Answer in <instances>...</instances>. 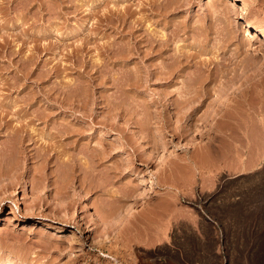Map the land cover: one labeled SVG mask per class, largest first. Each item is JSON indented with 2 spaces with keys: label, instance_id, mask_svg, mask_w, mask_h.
Masks as SVG:
<instances>
[{
  "label": "rangeland",
  "instance_id": "374dc122",
  "mask_svg": "<svg viewBox=\"0 0 264 264\" xmlns=\"http://www.w3.org/2000/svg\"><path fill=\"white\" fill-rule=\"evenodd\" d=\"M146 1L0 0V112L29 106L24 101L33 92L31 108L44 110L57 104L48 94L59 91L64 107L84 104L93 113L79 119L88 129L96 122L90 129L94 141L101 135L105 147H113L102 162L118 166L130 160L105 185V173H84L74 161L67 165L59 152L63 147H51L58 142L48 136V116L32 124L34 139L25 143L31 144L30 158L13 135L24 118L9 113L10 124L0 119V264H264V36L246 26L253 21L264 29V0H246L257 13L251 19L241 14V0H168V12L145 9L149 19L144 14L141 25L133 23L141 42L130 44L143 53L126 57V43L111 23L101 26L100 18L125 2L136 10L133 19L140 18L139 9L150 8ZM171 22L186 27L169 47L170 55L147 56V38L172 34ZM113 40L116 48L121 45L117 60L102 49ZM176 52L191 53L189 63L181 56L183 73L156 78L157 66ZM189 87L197 89L190 92L197 99L184 107ZM9 97L19 98L13 101L18 105L6 104ZM70 108H62L56 121L72 114ZM122 136L127 140L118 148ZM80 148L69 151L81 153ZM151 177L153 188L143 184ZM111 188L126 199L134 218L124 221L123 208L114 212L122 201L109 197ZM121 220L127 227L121 235L107 231L110 222Z\"/></svg>",
  "mask_w": 264,
  "mask_h": 264
},
{
  "label": "bare ground",
  "instance_id": "6f19581e",
  "mask_svg": "<svg viewBox=\"0 0 264 264\" xmlns=\"http://www.w3.org/2000/svg\"><path fill=\"white\" fill-rule=\"evenodd\" d=\"M96 1V0H95ZM119 1V0H118ZM126 1H130V0H126ZM150 1V2H149ZM165 1H168V0H148V1H146V2H149L148 4L150 5V8H146L144 5H143V7H141L140 9H139V12H143L145 9H148L149 11L151 10H157L158 11V9H161V10H163V12H165V11H167V8L169 7V5L171 4V3H168V6H167V3L165 2ZM175 1V0H174ZM240 1V0H239ZM242 2H241V6H240V10H241V14L244 16V17H247V18H249V19H251V18H255V17H257V13H254L255 12V10L254 11H252L251 10V8L248 6V3H247V1L246 0H241ZM123 3H124V1H122ZM132 2V1H131ZM172 2V1H171ZM129 3V4H128ZM128 3H126L125 2V4L123 5L122 4V7L120 8V6H118V7H116L115 9H111V10H109V12L108 13H104L103 14V16L100 18V25L101 26H103V25H105V26H108L109 25V23H111V25H113V27H114V34L116 33L117 35H118V39L119 38H121L120 40H123V42H125L126 43V51H127V53H125L124 55L126 56V57H129L130 55H131V53L132 52H135V53H137V52H140V53H143V51L139 48V47H137L138 48V50H137V48H136V50H135V48L133 47V46H135V45H133V43L134 44H138V42L140 41L141 42V40L140 39H138V37H139V35H138V30H140L139 28H137L136 29V24L134 25L133 23H138V25L140 24L141 25V23L143 22V18H144V14H145V12H143V16H141V13H140V18L139 17H137V18H134L133 19V17H135L134 15H135V11L136 10H134V9H132L131 8V6H132V4L130 3V2H128ZM181 3V2H180ZM97 4V3H96ZM176 4V3H175ZM174 4V5H175ZM166 6H167V8H166ZM171 6H173V5H171ZM170 6V7H171ZM176 6V5H175ZM179 7V6H178ZM137 8V7H136ZM139 8V7H138ZM164 9H166L165 11H164ZM174 10H175V8H173ZM169 10H171L170 8H169ZM226 10V9H225ZM218 11V10H217ZM137 12H138V10H137ZM156 12V11H155ZM162 12V11H161ZM168 12V11H167ZM100 13V12H99ZM159 13V12H158ZM158 13L156 14V13H154V14H156V15H158ZM218 13H220V12H218ZM223 13V12H222ZM153 14V13H152ZM147 15V17H148V14H147V12H146V14H145V16ZM160 15V18H161V16H165V14L163 13V15H161V14H159ZM154 17V16H153ZM130 18H132L131 20H129ZM156 18V17H155ZM148 19H149V17H148ZM148 19H145V20H148ZM163 19H165L164 17H163ZM163 19L161 20V21H163ZM134 21V22H133ZM159 21V20H158ZM161 21H160V23H161ZM177 21V20H176ZM106 22V23H105ZM172 22H174V21H172ZM171 22V23H172ZM183 22V21H182ZM145 23V22H144ZM148 23V22H147ZM157 23H159V22H157ZM159 23V24H160ZM176 23V22H175ZM181 23V22H180ZM155 24V23H154ZM163 24V23H162ZM172 24H174V23H172ZM185 24H186V22H185ZM185 24H184V27L183 28H185L186 26H185ZM164 25H166V24H164ZM175 25V24H174ZM180 25H182V24H179V26H177V25H175L176 27H174L173 28V32H172V34H170L169 35V33H170V31H168L169 33L167 34V36L165 37L164 35V38L162 37V38H155L156 37V35H150L148 38H147V47H146V49L148 48V53L147 52H145L146 54H147V56H149L150 55V57H152V58H158V57H162L163 58V56L164 55H166V53H168V51H170L169 49V47L171 46V44L173 43V41H175V39H177L179 36H178V33H179V31L181 30L182 31V27L180 26ZM259 24L258 23H256V22H250L249 21V23L246 25V26H248L249 27V29H257V32L259 31V33L261 32V35L262 36H264V29L263 28H261V30L257 27ZM159 26V25H158ZM168 26V25H167ZM188 26V25H187ZM100 27V26H99ZM111 27V26H110ZM161 27V26H160ZM190 27V26H189ZM136 29V30H135ZM172 29V28H171ZM196 29V28H195ZM154 30V29H153ZM84 31H85V29H84ZM148 31V30H147ZM153 32V31H152ZM159 32V31H158ZM157 32V33H158ZM162 32V31H161ZM204 32V31H203ZM73 33V32H72ZM137 33V34H136ZM166 33H167V31H166ZM188 33V32H187ZM165 34V33H164ZM166 35V34H165ZM196 35V34H195ZM161 36V35H160ZM116 38V37H115ZM145 38V37H144ZM179 39H181V38H178L177 40H179ZM144 40H146V39H144ZM176 40V41H177ZM114 42H112V43H108V44H104L103 46H102V49H104V52L106 53V56L108 57L109 55H111V58H113V57H116V60H117V58L119 59L120 58V54L118 53V51H119V49L118 48H120V46L121 45H118L119 47H117L116 48V45L118 44L117 42H115V40H113ZM133 41V42H132ZM183 41V40H182ZM208 41V40H207ZM139 42V43H140ZM178 42V41H177ZM180 42V41H179ZM203 42V41H202ZM205 42V41H204ZM114 43H116V44H114ZM142 43H144L143 41H142ZM184 43V42H183ZM113 44V45H112ZM130 44H132L133 46H131L130 47ZM196 44V43H195ZM200 44V43H199ZM198 44V45H199ZM204 44V43H203ZM174 45V44H173ZM172 45V46H173ZM179 45H180V43H179ZM193 45V44H192ZM197 45V46H198ZM209 45V44H208ZM177 46H178V43H177ZM48 47V46H47ZM111 47H113V48H115L114 50L111 48ZM124 47V46H123ZM194 47V46H193ZM196 47V46H195ZM201 47V46H200ZM203 47V46H202ZM201 47V48H202ZM134 48V49H133ZM78 49V48H77ZM118 51H117V50ZM176 50H177V48H175ZM184 49V48H183ZM203 49V48H202ZM22 50V49H21ZM111 50H112V52H111ZM120 50H121V48H120ZM125 50V49H124ZM133 50H135V51H133ZM180 50H182V49H180ZM187 50H189L188 48H187ZM76 51V50H75ZM113 51H114V53H113ZM145 51V50H144ZM179 51V50H178ZM192 51V50H191ZM123 52V51H122ZM179 52H181V51H179ZM12 53H14V52H12ZM170 53H172L173 54V52L171 51ZM194 53H195V51H194ZM134 54V53H133ZM169 54V53H168ZM167 54V55H168ZM189 54V53H188ZM186 54V53H182V54H180V53H178V52H176V54H174V55H172V56H166L167 57V60L169 59V61L171 60V62H170V64L172 65V69H174L173 71H172V69H170L171 67V65L170 64H168V63H166L165 62V60L162 62V64H159V66H157L158 68L153 72V75L155 76L156 74V78H158V79H162V78H170V79H172L173 77V75H177L178 76V74L179 73H183V70H184V63L186 62V61H188V59L186 60V58H188L189 57V55L191 54ZM121 55H123V54H121ZM170 55V54H169ZM32 56H34V55H32ZM125 56H124V58H125ZM181 56H184L185 57V62L183 63V61L184 60H182V58H181ZM191 56V55H190ZM236 56V55H235ZM123 57V56H122ZM165 57V58H166ZM192 57H194V56H192ZM28 60V59H27ZM115 60V61H116ZM122 60V59H121ZM160 60V59H159ZM166 60V61H167ZM34 61V60H33ZM151 61H152V59H151ZM162 61V60H161ZM117 63H118V61H116ZM121 62V61H120ZM161 63V62H160ZM188 63H189V61H188ZM187 63V64H188ZM208 63V62H207ZM220 63V62H219ZM238 63V62H237ZM174 64V65H173ZM183 64V65H182ZM186 64V63H185ZM205 64V63H204ZM154 65H155V63H154ZM158 65V64H157ZM169 66L168 68V70H170L169 72H168V70L166 69L165 70V72H164V70H160V69H163V67L165 68V66ZM156 66V65H155ZM167 66H166V68H167ZM173 66H174V68H173ZM189 66V65H188ZM205 66H207L206 64H205ZM29 67V66H28ZM127 67V66H126ZM176 67V68H175ZM187 67V66H186ZM199 68V67H198ZM201 68V67H200ZM205 67L203 66V69H204ZM26 69V68H25ZM65 69V68H64ZM202 69V68H201ZM203 69H202V71H203ZM238 69V68H237ZM131 70V69H130ZM186 70V69H185ZM227 70V69H226ZM134 71V70H133ZM51 72V71H50ZM64 72V71H63ZM130 72H132V71H130ZM135 72V71H134ZM185 72V71H184ZM230 72V71H229ZM233 72V71H232ZM238 72H240L239 70H238ZM59 73V72H58ZM123 73V72H122ZM228 73V72H227ZM231 73V72H230ZM236 73V72H235ZM26 74V73H25ZM25 74H23V75H25ZM28 74V73H27ZM130 74V73H129ZM201 74V73H200ZM190 75V74H189ZM204 75V74H203ZM26 76V75H25ZM24 76V77H25ZM180 76V75H179ZM178 76V77H179ZM195 76V75H194ZM214 76V75H213ZM231 76V75H230ZM238 76V75H237ZM27 77V76H26ZM177 77V78H178ZM192 76H190V78H191ZM205 77V76H204ZM19 78V77H18ZM28 78V77H27ZM193 78V77H192ZM235 78V77H234ZM127 79V78H126ZM26 80V79H25ZM117 80V79H116ZM135 80V79H134ZM139 80V79H138ZM81 81V80H80ZM190 81V80H189ZM115 82V81H114ZM137 82V81H136ZM196 82V81H195ZM15 83V82H14ZM17 83V82H16ZM184 83H185V81H184ZM193 82H191V84H192ZM203 83V82H202ZM12 84V83H11ZM10 84V85H11ZM20 85L22 84V83H19ZM18 84V85H19ZM120 84V83H119ZM191 84H190V86H191ZM194 84V83H193ZM76 85V84H75ZM82 85V84H81ZM85 85V84H84ZM116 85H117V83H116ZM122 85V84H121ZM175 85V84H174ZM194 85H196V84H194ZM177 86V85H176ZM54 87V86H53ZM175 87V86H174ZM180 87V86H179ZM178 87V88H179ZM193 87V86H192ZM206 87V86H205ZM9 89V88H8ZM23 89V88H22ZM59 89V88H58ZM189 90L191 89L190 87L188 88ZM205 90H206V93L208 92V90L209 89H207V88H204ZM14 90V89H13ZM60 90V89H59ZM63 90V89H62ZM71 90V89H70ZM177 90H179V89H177ZM181 90V89H180ZM180 90H179V92H180ZM185 90V89H184ZM184 90H182V91H184ZM188 90V92L187 93H190L191 91H193L194 90V88H192L190 91ZM197 89H195L194 91H196ZM51 91V90H50ZM61 91V90H60ZM65 91V90H64ZM182 91H181V93H182ZM186 91V90H185ZM184 91V92H185ZM39 92H41V91H39ZM67 92V91H66ZM78 92V91H77ZM121 92V91H120ZM178 92V93H179ZM63 93V92H62ZM181 93H179V94H181ZM198 93V92H197ZM196 93V94H197ZM31 94H35L34 92L33 93H31ZM31 94H30V96H28L27 94V96H28V98H25L26 99V101H27V103H26V101H24L25 102V105L26 104H30L29 106H21V105H18V103L17 102H14V103H17V104H15V105H18L19 107L17 108V106H16V108L17 109H15V107H14V109L13 110H10V109H12V107H13V105H12V107L10 106V109L9 108H7V110H3V112L1 113L0 112V119L1 120H4L5 121V123L3 122V124H10V122H11V120L8 118V115H9V113H12V115H16L17 117H19V118H21V117H23L22 119H23V121H21V124H18V125H16V127H14L13 129V131H14V133H13V135L14 136H17V138L19 139V143L21 144V148H22V152H23V154L25 155H22V156H24V157H31L32 155H30L29 153L31 152V148H30V145L31 144H25L27 141H30V140H32V139H34L33 137H34V135H33V133L35 132V131H33V130H35L33 127H32V124L34 125V123L36 122V120H39V119H43V118H47V116L50 118V120H49V122L48 123H50L51 122V125H50V128H49V132H48V136H50L52 139H53V141L55 140V142H53V143H56V142H58V144L56 145H52L51 147H53V146H59V148L60 147H63V149H62V151H59V148L58 147H54V148H57L56 150L57 151H59L62 155L64 154L65 155V157H67L66 159H64V158H62V155L60 156L61 158V160L63 161V162H67V165H68V163H70L71 165H73L74 164V162H75V164H76V166L78 165L79 166V170L81 169V170H83L84 171V173H85V171L87 172V173H91V174H93V175H101L102 173H105L106 174V179L104 180V182H103V184H105V185H108V183L109 184H111V182H112V180L116 177L117 178V173L118 172H116V169L118 170V169H120V173L121 172H123L124 170H125V168L127 169V166H129L130 164V160H129V162H127V160H124L125 162H122V163H120L118 166H112V165H108V164H105L106 162H102L103 161V159L105 160V157L107 158V156H108V154H109V151L111 152V150L113 149V147L112 146H110V147H105V145L106 146H108L107 144H108V142H104L105 141V139L106 138H104V137H101V135L97 138L96 137V139H97V141L95 140L94 141V137H92V135H91V131H90V129H92V128H96V126H94V124L96 123V122H94V123H92V122H90V124H89V127H90V129H88V128H86V125L84 124V122L82 121V120H80L79 118L81 117V118H83L84 116H86L87 115V112H89V111H87V110H85V108L83 107V105H81L83 108H81V109H84V110H80L79 108L81 107H77L76 109H74L73 107H64V103H62V102H60V99H61V93L59 92V91H55L52 95L51 94H48V97L49 98H52L51 100H55L56 102H57V104L59 103L60 105H57L56 103H53V104H49V106L47 107V108H45L46 110L49 108V109H54V110H56V111H58V110H60L58 113H56L54 110H50V111H54V112H50V113H46L44 110H33L31 107H32V103H29V100L31 99H33L35 96L34 95H32L31 96ZM39 94V93H38ZM47 94V93H46ZM45 94V95H46ZM107 94H108V92H107ZM167 94V93H166ZM193 94V95H192ZM192 94L190 93L189 94V96L190 95H192L193 96V98H192V96H188L187 95V97L188 98H190V99H188V98H183L185 101H184V103H182L183 105H184V107L185 106H188V107H190V104L191 105H193L192 103L194 102H196L195 101V99H197L195 96H194V93L192 92ZM202 94V93H201ZM208 94V93H207ZM210 94V93H209ZM208 94V95H209ZM36 95V94H35ZM66 95V94H65ZM125 95V94H124ZM199 95V94H198ZM204 95V94H203ZM7 98H8V94L7 95H5ZM10 96V95H9ZM26 96V97H27ZM113 96V95H112ZM118 96V95H117ZM153 96V95H152ZM182 96H183V94H182ZM186 96V95H185ZM63 97H65V96H63ZM80 97V96H79ZM83 97V96H82ZM148 97H150V96H148ZM184 97V96H183ZM198 97V96H197ZM200 97V96H199ZM208 97V96H207ZM9 98H11L10 100H9V102L8 103H6V104H11L10 103V101L12 102V104H14L13 103V101H15V100H18L19 98H17V99H14V98H12V97H9ZM22 98H23V96H22ZM45 98V97H44ZM153 98V97H152ZM182 99V98H181ZM30 100V101H31ZM72 100V99H71ZM85 100V99H84ZM134 100V99H133ZM152 101L151 99H148V101ZM33 101V100H32ZM63 101H64V99H63ZM112 101V100H111ZM110 101V102H111ZM118 101V100H117ZM128 101V100H127ZM146 101V100H145ZM155 101V100H154ZM23 102V103H24ZM66 102V101H65ZM69 102V101H68ZM84 102V101H83ZM109 102V103H110ZM126 102V101H125ZM175 103H177L176 101H174ZM181 102H183L182 100H181ZM181 102H180V104H181ZM203 102V101H202ZM22 103V104H23ZM71 103V102H70ZM79 103V102H78ZM77 103V104H78ZM113 103H116V102H113ZM112 103V104H113ZM123 103V102H122ZM132 103V102H131ZM174 103V105L176 106V104ZM179 103V102H178ZM177 103V104H178ZM197 103H199L198 101H197ZM6 104L4 105V106H6ZM67 104V103H66ZM107 104H108V101H107ZM118 105L117 106H119V104L120 103H117ZM166 104V103H165ZM180 104H178V105H180ZM3 105V104H2ZM14 105V106H15ZM90 105V104H89ZM121 105V104H120ZM131 105V104H130ZM173 105V106H174ZM177 105V106H178ZM195 105V104H194ZM199 105V104H198ZM21 106V107H20ZM46 106V105H45ZM68 106V105H67ZM109 106V105H108ZM113 106V105H112ZM127 106V105H126ZM168 106V105H167ZM166 106V107H167ZM176 106V108H178ZM2 107V106H1ZM93 107V106H92ZM115 107V108H114ZM114 107H112V108H114V111H115V114L117 113V111L115 110L117 107L114 105ZM203 107V106H202ZM34 108V107H33ZM62 108L63 109H69L70 108V111L69 112H71L72 110V114H70V115H67L68 117H66V119L65 120H63V121H61V120H59V114H61L62 113ZM89 108V107H88ZM120 108H121V106H120ZM183 108V107H182ZM41 109V108H40ZM91 109V108H90ZM111 109V108H110ZM110 109H108V110H110ZM127 109V108H126ZM178 109H180V108H178ZM188 109L189 108H185V110H187L188 111ZM191 109H193V108H191ZM194 109H196V108H194ZM1 110V109H0ZM10 110V111H9ZM65 110H64V112H65ZM117 110H120V109H117ZM134 110V109H133ZM181 110V109H180ZM183 110V109H182ZM184 110V111H185ZM48 111V110H47ZM68 111V110H67ZM92 111H94L93 110V108H92ZM114 111H112V113H111V117L112 116H114V115H112L113 114V112ZM124 111V110H123ZM144 111V110H143ZM49 112V111H48ZM109 112V111H108ZM111 112V111H110ZM109 112V113H110ZM130 112V111H129ZM128 112V113H129ZM177 112H178V110H177ZM196 112V111H195ZM90 113V115L91 114H93L92 112H89ZM88 113V114H89ZM108 113V114H109ZM135 113V112H134ZM154 113V112H153ZM183 113V112H182ZM64 114V113H63ZM98 114V113H97ZM107 114V115H108ZM130 114V113H129ZM184 114V113H183ZM189 114V113H188ZM62 115V114H61ZM89 115V116H90ZM106 115V114H105ZM10 116V115H9ZM59 117L58 118V120L56 121V117ZM92 116V115H91ZM110 115H108L107 117H109ZM12 117V116H11ZM70 117V119H68ZM106 117V118H107ZM110 117V121H111V119L113 120V123L115 122V119H113V117L111 118ZM8 118V119H7ZM92 118V117H91ZM97 118V117H96ZM105 118V119H106ZM115 118V117H114ZM122 118V117H121ZM142 118V117H141ZM187 118V117H186ZM63 119V118H62ZM84 119V118H83ZM104 119V118H103ZM47 120V119H46ZM45 120V121H46ZM93 120H94V117H93ZM96 120V119H95ZM109 120V119H108ZM145 120V119H144ZM187 120V119H186ZM100 121V120H99ZM140 121V120H139ZM142 121V120H141ZM193 121H194V118H192L191 119V122L193 123ZM147 122V121H146ZM1 123H2V121H1ZM102 123H103V121H102ZM110 123V122H109ZM111 123H112V121H111ZM110 123V124H111ZM117 123V122H116ZM145 124V123H144ZM147 124V123H146ZM195 124V123H194ZM118 125H120V123H118ZM148 126V125H147ZM52 127V128H51ZM121 128V127H120ZM148 128V127H147ZM89 130V132H86V130ZM101 130V129H100ZM43 132H46V130L45 131H43ZM42 132V133H43ZM101 132H103V131H101ZM114 132V131H113ZM116 133H117V131H115ZM45 133H43V135L42 136H45L44 135ZM94 134H96V132L94 133ZM93 134V135H94ZM105 134V133H104ZM97 135V134H96ZM12 136V135H11ZM117 136V135H116ZM47 137V136H46ZM50 137H48V139L50 138ZM119 137V136H118ZM14 138V137H13ZM13 138H11V139H13ZM44 138V137H43ZM125 138V137H124ZM123 138V136H122V139H119V142L120 143H118V144H116L117 146H118V148H119V144H124L125 142H126V140ZM131 138V137H130ZM16 139V138H15ZM84 139H85V141H84ZM50 141H48V142H52L51 141V139H49ZM86 140H87V142H86ZM84 141V142H83ZM93 141L95 142V143H97L98 145H95V143H93ZM117 141H118V139H117ZM125 141V142H124ZM128 143H129V141H127ZM59 143H60V145H59ZM70 143H71V145H72V143H73V145H72V147L70 148V149H67L66 150V147L68 146V145H70ZM104 143H106V144H104ZM5 144V143H4ZM18 145V144H17ZM50 145H51V143H50ZM81 146V148L80 149H78V150H82L81 151V153L83 152V155H82V157H83V159L85 160H80V158L82 159V157H80L79 159H78V157L79 156H81V153L80 152H74V154H73V152H70L69 150H71L72 148V151L74 150V149H77L78 147H80ZM127 145V144H126ZM7 146V145H6ZM5 146V147H6ZM20 146V145H19ZM114 146V145H113ZM123 146V145H122ZM121 146V147H122ZM125 146V145H124ZM18 147V146H17ZM48 147H50V146H48ZM70 147V146H69ZM127 147V146H126ZM7 148H8V146H7ZM20 148V147H19ZM109 148L111 149V150H109ZM117 148V147H116ZM117 148V149H118ZM18 149V148H17ZM47 149V148H46ZM48 149H50V148H48ZM51 149H53V148H51ZM60 149V150H61ZM122 149V148H121ZM124 149V148H123ZM55 150V149H54ZM78 150H76V151H78ZM176 150V149H175ZM174 150V151H175ZM180 150V149H179ZM4 151H6V149L5 148H3V152ZM8 151V150H7ZM183 151H186V150H183ZM19 152H20V150H19ZM21 152V153H22ZM48 152V151H47ZM47 152H45V154L47 153ZM58 152V154H60ZM63 152V153H62ZM2 152H0V154H1ZM57 153V152H56ZM76 153H80V155L78 156V155H76ZM116 153H118V152H116ZM129 153V152H128ZM127 153V154H128ZM131 153V152H130ZM145 153V152H144ZM174 153V152H173ZM41 154V153H40ZM176 154V153H175ZM6 155V154H5ZM44 155V152H43V154L41 155V156H43ZM48 155V154H47ZM130 155H132V154H130ZM11 156V155H10ZM146 156V155H145ZM9 157V156H8ZM44 157V156H43ZM46 157V156H45ZM43 158V160L45 159L46 161H48L47 159H49V158ZM124 157L125 156H123V159H124ZM127 157H129V156H126V159H127ZM132 157V156H131ZM42 158V157H41ZM59 159V160H60ZM65 161H64V160ZM42 160V161H43ZM77 160H79V161H77ZM5 161V160H4ZM62 161L60 162V163H62ZM74 161V162H73ZM81 161V162H80ZM66 162L65 163H63V164H66ZM131 162H133V161H131ZM45 163V162H44ZM73 163V164H72ZM125 163H127V164H125ZM5 164V163H4ZM9 164V167H8V169H9V172H12L13 170H14V167H13V165L10 167V163H8ZM132 164V163H131ZM44 165V164H43ZM66 165V166H67ZM124 165H126L125 167H124ZM6 166V165H5ZM64 166V165H63ZM103 166V167H102ZM60 167V166H59ZM62 167V166H61ZM97 167L100 169V167H102V168H104L105 169V171H103L104 169H102L101 168V170H98L97 169ZM105 167H107V168H105ZM7 169V168H6ZM62 171V170H61ZM119 171V170H118ZM14 172V171H13ZM86 173V174H87ZM119 173V174H120ZM11 174V173H10ZM82 175V174H81ZM102 175H104V174H102ZM61 177V176H60ZM94 177V176H93ZM69 179V178H68ZM79 179V178H78ZM85 179H86V177L84 178V179H80L81 180V184H83L84 183V181H85ZM102 179V178H101ZM148 179V178H147ZM147 179H146V182H143V184H147V185H149V187L150 188H153L154 186H155V181H154V179H153V177H151V178H149V180L147 181ZM91 180V179H90ZM70 181V180H69ZM86 182V181H85ZM88 182H89V180H88ZM114 182V181H113ZM90 183V182H89ZM91 184V183H90ZM102 184V185H103ZM127 184V183H126ZM93 185V184H92ZM101 185V186H102ZM83 186V185H82ZM104 186V185H103ZM88 187V186H87ZM89 188H91V186H89ZM94 188V187H93ZM65 191H67V190H65ZM109 192H107V193H110V196L109 197H113V198H116V199H119L120 201H122V203H121V206L119 205L118 207H119V209H117V207H116V209H115V211L114 212H120V209L121 208H123L124 210H126L127 212H124V211H122V212H124L123 213V219H124V221L125 220H128V219H132V217H133V215L131 214L132 212L130 211L131 210V208L128 206V205H126L127 203H126V199H124V198H122V197H120V196H118L116 193H117V191L116 190H114L113 188H111V189H109L108 190ZM64 192V191H63ZM61 193V192H60ZM64 194L66 195V192H64ZM64 194L62 193V196H64ZM107 195H109V194H107ZM68 199V198H67ZM114 201V200H113ZM138 201V199L136 200V202ZM71 202V201H70ZM17 204V203H16ZM17 206H18V204H17ZM68 207L70 206V203H69V201H68V205H67ZM18 208V207H17ZM111 209V208H110ZM123 209H121V210H123ZM14 210V209H13ZM16 210V209H15ZM19 210V209H18ZM17 210V211H18ZM112 210V209H111ZM117 210V211H116ZM14 212V211H13ZM13 212H12V214H13ZM114 212H113V215H114ZM115 213V214H116ZM16 214V213H15ZM112 214V213H111ZM119 215V214H118ZM112 216V215H111ZM129 217V218H128ZM135 217V216H134ZM133 217V218H134ZM113 218V217H112ZM128 218V219H127ZM114 221H112V222H110L111 224V226L109 225V222H107V224L109 225V227L107 228V229H109V230H107L108 232L110 231L111 233L114 231L115 232V234L117 235V236H119L118 234H120V232L122 231L121 229L124 227H122V224H123V222H122V220L121 221H119V223H114V224H112ZM129 222H131L130 220H129ZM128 222V223H129ZM105 226H107V225H105ZM106 228V227H105ZM125 229H127V227H124ZM123 228V229H124ZM106 231V230H105ZM123 232V231H122ZM124 234V233H123ZM110 235V234H109ZM113 235H114V233H113ZM115 235V237H117ZM121 235V234H120ZM109 237V236H108ZM116 240V239H115ZM94 245V244H93ZM103 246H104V244H103ZM76 258H78L79 259V257H76ZM23 260V259H22Z\"/></svg>",
  "mask_w": 264,
  "mask_h": 264
}]
</instances>
